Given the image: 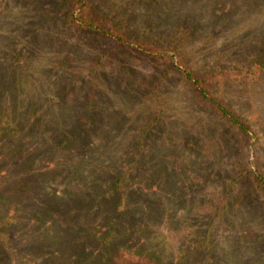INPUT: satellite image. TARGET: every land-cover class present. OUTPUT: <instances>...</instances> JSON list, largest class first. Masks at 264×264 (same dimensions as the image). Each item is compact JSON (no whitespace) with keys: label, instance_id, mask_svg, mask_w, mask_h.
Instances as JSON below:
<instances>
[{"label":"rangeland","instance_id":"1","mask_svg":"<svg viewBox=\"0 0 264 264\" xmlns=\"http://www.w3.org/2000/svg\"><path fill=\"white\" fill-rule=\"evenodd\" d=\"M86 1L0 0V264H264V0Z\"/></svg>","mask_w":264,"mask_h":264},{"label":"trees","instance_id":"2","mask_svg":"<svg viewBox=\"0 0 264 264\" xmlns=\"http://www.w3.org/2000/svg\"><path fill=\"white\" fill-rule=\"evenodd\" d=\"M71 1L74 5L78 4L79 7L84 9L82 16L85 15L87 10L89 9L88 2L86 0H71ZM68 20L75 25H78V24L80 26L83 25L81 22H79V20H81L80 17L75 16V8H72L70 10L69 15H68ZM87 25L91 27L92 25H94V22H90V24H87V20H86V26ZM184 72L189 80L193 79V76L190 72L185 71V70ZM199 83H200V80L198 79L194 80V84L198 85ZM202 93L205 94L204 89H202ZM116 253L117 254L112 258V262H113L112 264H160L157 257L149 253L134 252V251H131L125 248H119L116 251ZM101 257H102V262L106 264L108 262V256L104 253Z\"/></svg>","mask_w":264,"mask_h":264}]
</instances>
